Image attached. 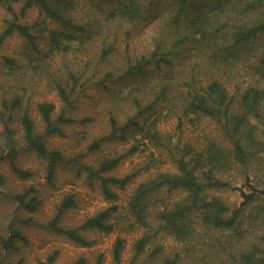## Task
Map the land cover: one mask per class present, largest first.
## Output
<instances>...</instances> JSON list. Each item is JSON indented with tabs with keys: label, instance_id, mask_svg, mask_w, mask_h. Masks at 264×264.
Returning <instances> with one entry per match:
<instances>
[{
	"label": "trees",
	"instance_id": "obj_1",
	"mask_svg": "<svg viewBox=\"0 0 264 264\" xmlns=\"http://www.w3.org/2000/svg\"><path fill=\"white\" fill-rule=\"evenodd\" d=\"M87 1L95 6L104 22L100 23L97 18L93 24L85 21L81 13L75 14L74 0H0V7L12 16L5 19L0 30V44L16 31L41 55L34 58L40 62L45 54L67 53L95 36L100 37L102 44L97 55L99 61L109 62L110 69L99 82L102 83L105 76H125L122 87L116 91L122 93L121 99L132 104L133 113L123 123L111 116L106 137L94 139L87 149H99L106 138L133 141L124 152L103 159L96 167L85 163L81 166L100 179L103 195L112 201L118 197L113 186L126 185L144 166L140 164L121 177L107 172L123 157L133 155L148 143L156 145L176 135L172 149L176 169L156 170L137 183L127 198V209L133 218L129 225L137 222L150 227L146 210L154 192L162 188L181 190L183 195L169 206L162 198H155L162 205L157 212L155 231L161 230L183 242L191 264H264V0ZM157 1L163 3L164 8L153 20L146 19L148 9ZM17 4H20L18 12ZM30 6H37L55 24L47 29L45 53L37 45L32 30L34 27L44 31L42 23L19 21ZM148 20L153 25L152 46L134 55L126 42L124 48L113 55L118 33L124 32L127 39L132 29L141 28ZM119 57L122 61L115 63ZM86 66L87 62L83 70ZM58 76L55 90L61 108L57 111V105L51 100L36 104L42 128H37L27 108L22 109L23 96L19 92L0 102L3 124L0 158H7L19 178L34 174L15 160L21 148L34 150L46 158L45 179L49 184L54 183L60 164L79 163L77 157L65 158L60 150L47 145L49 136L63 133L65 123L90 119L68 114L75 108L78 89L84 84L81 74L72 69ZM15 112L20 114V143L13 126ZM170 118L176 119V131L173 135H163L159 123ZM204 118L214 122L216 133L205 134L203 142L181 143L185 128L197 126ZM151 159L152 156L148 162ZM237 179L241 180L240 185ZM4 182L0 173V186ZM228 189L240 191L243 198L238 206L213 193ZM37 190L30 184L6 194L19 206L34 211L41 204ZM74 204L73 194H66L51 218L42 225L82 245L92 243L83 230L110 232L114 229L112 217L118 209L116 203L98 209L77 226H63L61 215ZM24 221L38 222L33 216ZM7 228V232H0V248L6 251L16 247L17 239L26 241L15 223L9 222ZM149 239L150 235L144 232L135 240L132 262L145 251ZM155 248L152 253L158 251V247ZM124 249L125 239L116 236L111 247L112 264H122ZM57 253L53 250L37 264H52ZM180 258L175 253L173 258L165 257L163 264H177ZM12 264H21V260ZM72 264L91 263L81 255ZM92 264H105L103 255L98 254Z\"/></svg>",
	"mask_w": 264,
	"mask_h": 264
},
{
	"label": "rangeland",
	"instance_id": "obj_2",
	"mask_svg": "<svg viewBox=\"0 0 264 264\" xmlns=\"http://www.w3.org/2000/svg\"><path fill=\"white\" fill-rule=\"evenodd\" d=\"M162 4L157 1L151 5L146 13V19L153 20V16L164 8ZM74 5L75 14L81 13L85 21H91L94 24L98 18L100 23L104 22V18L96 13L95 6L87 0H74ZM19 7L20 4H17V12ZM10 17H12L10 13L4 7H0V30L3 29L5 19ZM19 21L29 24L35 21L42 23L45 27L44 31L36 30L34 27L32 30L37 45L43 48L44 53L47 52L45 36L47 29L55 25L53 21L37 6L27 8L24 15L19 17ZM148 21L144 22L141 28L132 29L127 39L124 32L118 33L113 55L118 52L116 50H122L126 42H129L134 55L151 47L153 25ZM95 38L96 36L90 42H85L67 53L56 51L52 55L45 54L40 62L34 59L40 54L33 51L27 44V39L16 31L0 44V102L2 98H11L15 92H19L23 96L22 109L27 108L37 128H42L43 124L36 109L37 102L54 101L58 111L62 105L55 90L56 81L59 79L58 74L65 75L68 70L73 69L81 74L80 80L84 81V84L78 89L75 108L69 110L68 114L79 119L90 118L85 122L65 123L62 134H54L47 138L49 148L60 150L65 158L71 160L77 157L79 161L78 164H60L55 172L53 184L47 183L45 179L46 158L38 155L34 150L21 148L15 157L20 167L29 168L34 172L32 177L25 179L19 178L13 172L7 158H0V173L5 180L0 186V232H7L9 222H13L26 236V241L16 240L14 249L6 251L0 248V264H12L18 260H21V264H37L39 259H44L53 250H57L58 253L52 264H72L81 255L92 264L100 253L104 257L105 264H112L111 247L116 236L125 239L122 264H163L165 257L173 258L175 253L181 256L177 264H191L186 251L187 246L183 242L161 230L155 231L157 229L155 225L158 224L157 212L162 206L155 198H162L165 205L169 206L183 195L181 190L162 188L152 194L153 197L146 210L150 227L139 225L137 222L130 226L129 223L133 222V218L127 209V198L137 183L153 175L156 170L176 169L172 154V149L176 145V135L165 138L156 145L148 143L133 155L123 157L114 168L107 172L108 175L121 177L140 164L144 166L126 185L113 186L118 197L112 201L103 195L100 179L92 176L86 168L81 166L85 163L96 167L103 159L124 152L133 141L131 138L126 141L106 138L99 149L94 151L87 149L94 139L106 137L110 131L111 116H114L119 123H123L134 111L132 104L128 100L121 99L122 93L116 91L122 87L124 75H117L118 71H116V78L105 76L103 82H99L100 77L104 76L110 66L109 62L99 61L97 49H100L102 38ZM7 59L13 60V63ZM121 61L122 58L119 57L114 62L119 64ZM85 62L87 66L83 70ZM19 115V112H15L13 126L16 127L15 135L20 143ZM175 120L170 118L160 121L159 128L163 135H173L176 131ZM2 129L3 124L0 120V131ZM208 133H216L215 124L212 120L204 118L197 126L185 128L181 134V143L188 140L195 143L203 142L205 134ZM150 156L152 159L148 162ZM30 184L36 186L38 196L41 198V204L34 211H28L19 206L6 194L10 191H20ZM240 184L241 180L237 179V185ZM244 188L249 189L247 186ZM69 193L73 194L75 204L66 208L61 215L60 223L63 226H77L98 209L116 203L118 209L112 217L115 222L114 229L110 232L83 230V234L91 239L92 243L82 245L42 225V222L45 223L51 218L62 198ZM213 193L237 206L243 198L237 189L216 190ZM28 216H33L38 222L26 223L24 219ZM151 227L154 228L151 229ZM144 232L150 235L149 243L141 256L132 262L133 244ZM156 246L158 251L152 253Z\"/></svg>",
	"mask_w": 264,
	"mask_h": 264
}]
</instances>
